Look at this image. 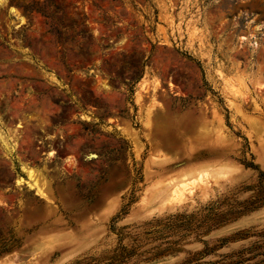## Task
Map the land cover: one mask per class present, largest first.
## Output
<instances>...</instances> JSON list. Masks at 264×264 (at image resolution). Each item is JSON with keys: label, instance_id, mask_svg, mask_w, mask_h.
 I'll list each match as a JSON object with an SVG mask.
<instances>
[{"label": "rangeland", "instance_id": "374dc122", "mask_svg": "<svg viewBox=\"0 0 264 264\" xmlns=\"http://www.w3.org/2000/svg\"><path fill=\"white\" fill-rule=\"evenodd\" d=\"M0 2V264H264V0Z\"/></svg>", "mask_w": 264, "mask_h": 264}, {"label": "bare ground", "instance_id": "6f19581e", "mask_svg": "<svg viewBox=\"0 0 264 264\" xmlns=\"http://www.w3.org/2000/svg\"><path fill=\"white\" fill-rule=\"evenodd\" d=\"M2 1H4V0H2ZM1 3V2H0ZM4 3V2H3ZM12 9V8H11ZM10 11V10H9ZM14 13H15V11H14ZM15 16V15H14ZM3 137V136H2ZM6 138V137H5ZM4 139V138H3ZM7 140V139H6ZM2 141H4L5 142V139L4 140H2ZM6 145V144H5ZM8 145H9V142H8ZM4 147V146H3Z\"/></svg>", "mask_w": 264, "mask_h": 264}, {"label": "trees", "instance_id": "16d2710c", "mask_svg": "<svg viewBox=\"0 0 264 264\" xmlns=\"http://www.w3.org/2000/svg\"><path fill=\"white\" fill-rule=\"evenodd\" d=\"M261 175H263V176H264V174H263V173H261Z\"/></svg>", "mask_w": 264, "mask_h": 264}]
</instances>
